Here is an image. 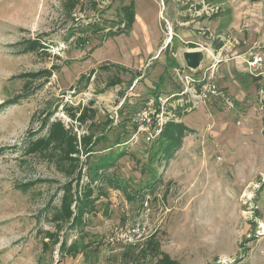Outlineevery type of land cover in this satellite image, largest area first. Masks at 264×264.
Here are the masks:
<instances>
[{
	"label": "rangeland",
	"instance_id": "1",
	"mask_svg": "<svg viewBox=\"0 0 264 264\" xmlns=\"http://www.w3.org/2000/svg\"><path fill=\"white\" fill-rule=\"evenodd\" d=\"M131 1V31L103 40L105 32L73 28L72 18L96 17L87 0L71 17L65 0H0V264H156L157 256L141 251L150 236L177 264H264V0L215 7L203 0H104L101 22L111 27L118 8ZM37 38L46 52H19L16 45ZM169 43L174 52L165 50ZM187 51L201 54L196 69L214 72L234 106L225 110L215 100L181 117L168 112L194 132L164 165L155 145L166 121L157 99L180 91L174 71L186 68ZM253 55L262 59L255 71L247 65ZM103 65L124 71L100 70ZM49 69L48 79L19 78ZM113 77L121 83L109 87ZM91 101L95 115L74 131L104 141L89 156L80 185L91 165L109 161L108 173L127 196L103 186L82 233L68 225L58 232L49 215L66 180L51 162L25 154V142L49 113L70 125L62 107ZM148 182L155 187L141 205L138 190ZM27 183L34 184L19 189ZM46 232L67 237V245H89L60 257V244L51 245Z\"/></svg>",
	"mask_w": 264,
	"mask_h": 264
},
{
	"label": "trees",
	"instance_id": "2",
	"mask_svg": "<svg viewBox=\"0 0 264 264\" xmlns=\"http://www.w3.org/2000/svg\"><path fill=\"white\" fill-rule=\"evenodd\" d=\"M81 0H65L63 10L67 17H71L73 11L79 5ZM90 4L91 11L95 13V18L92 20L80 21L79 19L72 18L73 28L80 30L86 35H95L105 32L103 40L109 38L118 37L121 35L128 34L135 21L134 4L131 1L126 5H121L116 11L117 20L110 23L111 27L106 26V21L101 22L99 13L103 10L99 7L104 0H87ZM227 0H203L202 4L209 7H215L220 3H224ZM188 7H185V9ZM196 10L201 9L199 4L195 7ZM174 38H171L172 42ZM80 41V40H79ZM78 42V39H77ZM84 42V41H82ZM16 46H22L20 49L21 54L26 53H37L46 52L45 43L37 39H28L19 43ZM188 48H193L190 45ZM220 48V44L214 49ZM166 51H175L172 49V43L165 47ZM169 60V67L177 66L172 59ZM113 67L118 73L124 71L123 67L118 65H103L100 70H108V67ZM187 70V68H181ZM51 69L44 70L35 74L20 75L19 78L25 79V81L31 82L34 79L50 78ZM88 80V78H85ZM121 81L118 77L113 79L108 84L109 87H114L120 84ZM29 92L24 95H18L11 105L16 103L17 100L27 98ZM173 94L166 96L165 98L171 97ZM159 98V97H158ZM179 97L171 98L165 105V113L171 112V114L177 117H181L184 113L191 110L189 103L178 102ZM9 104V105H10ZM92 101L87 106L77 105L76 107L63 106L62 110L70 120V125H65L61 120H51L53 113H49L41 122L39 130L31 133L28 140L25 142L24 152L27 155H38L47 161L51 162L55 170L66 180V182L60 186V198L59 206L54 208L49 215V222L53 225L58 232L61 231L63 225H68V230L72 232L82 233L86 227L85 216L93 213L95 210V203L98 200V196H104L102 187L107 185L112 189L119 190L127 196L126 187L116 177H113L108 173V169L111 167L109 161H99L96 165H91L89 174L87 175L86 183L80 182L83 178V168L86 166L88 158L94 152V147L104 141L102 135L96 137L92 134L77 135L74 131V124L77 123L81 126L91 120L95 115V111L91 109ZM158 108V104L156 105ZM193 130L188 128L184 123L169 120L166 121L160 128L155 145L159 146L158 158L162 159L163 164L167 165L174 157V153L182 146L183 140L193 134ZM40 134V135H38ZM262 134L264 136V111L262 116ZM96 152V150H95ZM120 155L121 157H124ZM83 158V159H82ZM34 183L23 184L19 187L22 191H27L33 186ZM155 182H148L144 184V187H140L138 190L137 198L140 199L141 205L143 204L146 197L152 195L155 187ZM97 195L95 196V192ZM45 238L51 242V245H59L58 254L60 257H75L84 248L89 245L80 246L78 242H72L67 245V237H63L60 240L59 237L54 233L46 232ZM43 241L42 247L46 251L49 248V244ZM62 241V242H61ZM142 253L148 255L157 256L156 264H177L176 261L171 260L168 255L161 252L159 249V243L154 241V236L147 238L145 242V248L141 249Z\"/></svg>",
	"mask_w": 264,
	"mask_h": 264
},
{
	"label": "built area",
	"instance_id": "3",
	"mask_svg": "<svg viewBox=\"0 0 264 264\" xmlns=\"http://www.w3.org/2000/svg\"><path fill=\"white\" fill-rule=\"evenodd\" d=\"M262 64V59L258 55H253L251 59L247 62L248 67L251 71H255ZM175 74L179 79L181 84L180 91L173 94L168 98H158L157 100L161 103L158 108L163 109L165 120L169 121L170 114L165 113V105L173 97H179L178 102H185L191 105V108L202 104H206L215 100H219L222 103L223 108L226 110H231L234 106L230 98L226 95L227 92L224 91L214 77V72L201 71L200 69L195 70H184L181 68L175 69ZM156 99H154L155 101ZM153 99L149 102L152 104ZM165 121V122H166ZM148 140L150 138H147ZM108 239V238H107ZM110 239V238H109Z\"/></svg>",
	"mask_w": 264,
	"mask_h": 264
},
{
	"label": "water",
	"instance_id": "4",
	"mask_svg": "<svg viewBox=\"0 0 264 264\" xmlns=\"http://www.w3.org/2000/svg\"><path fill=\"white\" fill-rule=\"evenodd\" d=\"M185 66L189 70H195L201 61V54L196 51H187L183 54Z\"/></svg>",
	"mask_w": 264,
	"mask_h": 264
},
{
	"label": "crops",
	"instance_id": "5",
	"mask_svg": "<svg viewBox=\"0 0 264 264\" xmlns=\"http://www.w3.org/2000/svg\"><path fill=\"white\" fill-rule=\"evenodd\" d=\"M222 88V87H221ZM224 88V87H223ZM227 92V91H226Z\"/></svg>",
	"mask_w": 264,
	"mask_h": 264
}]
</instances>
